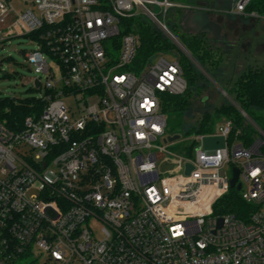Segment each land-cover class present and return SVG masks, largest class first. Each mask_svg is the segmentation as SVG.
I'll list each match as a JSON object with an SVG mask.
<instances>
[{"label": "built area", "instance_id": "built-area-1", "mask_svg": "<svg viewBox=\"0 0 264 264\" xmlns=\"http://www.w3.org/2000/svg\"><path fill=\"white\" fill-rule=\"evenodd\" d=\"M250 1L236 0L227 13L257 18L246 13ZM176 8L190 7L0 0V43L37 42L26 60L45 77L41 112L18 132L0 121V264L22 254L51 264H264V134L250 146L229 143L232 124L224 120L205 134L224 138V147L204 150L198 134L185 138L184 155L169 152L176 141L166 140L173 135L162 97L186 92L183 70L164 55L130 70L138 37L121 36V20L145 17L170 37L161 17ZM64 98H74L77 115ZM227 167L238 170L234 190L254 207L247 220L214 214L231 189Z\"/></svg>", "mask_w": 264, "mask_h": 264}, {"label": "trees", "instance_id": "trees-1", "mask_svg": "<svg viewBox=\"0 0 264 264\" xmlns=\"http://www.w3.org/2000/svg\"><path fill=\"white\" fill-rule=\"evenodd\" d=\"M202 3L212 2L201 0ZM181 9V10H191ZM199 8V7H198ZM194 10L193 12L199 9ZM206 7L200 9L205 10ZM246 13H254L257 18L264 19V0H251L246 7ZM175 36L201 67L208 64L207 41L202 34H179L174 25ZM177 31V32H176ZM133 33L138 37V47L130 70L135 72L157 56L169 55L173 52L179 54L178 62L183 70V76L187 82V90L183 95H163L161 110L166 117L169 135H181L189 137L191 132L196 134L211 133L215 126L222 121H230L232 134L229 143L238 140L244 146H250L257 137V131L264 134V65L260 67L247 68L228 89V99L216 107L208 106L201 102L196 106V96L205 88L207 79L186 57L176 45L160 31L154 24L142 16L122 19L120 35ZM119 41V39H118ZM208 59V60H207ZM214 63L210 61V66ZM45 104L42 100L21 101L14 99L0 98V121L11 132H18L23 126L26 116L33 112H41ZM200 116L194 123L190 122L195 115ZM222 120V121H220ZM261 154L264 155V144L261 147ZM254 209L250 204L245 203L240 194L229 189L228 193L214 205V214L225 213L235 214L242 220H247L249 213ZM28 254H22L14 260V264H24ZM26 264V263H25ZM28 264H35L34 261Z\"/></svg>", "mask_w": 264, "mask_h": 264}, {"label": "rangeland", "instance_id": "rangeland-1", "mask_svg": "<svg viewBox=\"0 0 264 264\" xmlns=\"http://www.w3.org/2000/svg\"><path fill=\"white\" fill-rule=\"evenodd\" d=\"M173 1L183 6L193 7L194 10L199 7V11L194 12L193 8L192 11L179 8L171 9L161 19L174 36L175 30L171 25L176 27L179 34L203 33L202 36L207 41V57L209 58L208 64L204 63L203 67L194 60L188 51L185 53L177 45L176 47L207 79L205 88L196 96V106L198 107L201 102H206L208 106L212 107L219 106L224 99L229 100L227 91L242 72L249 66L264 65V19L227 13L236 0H209L212 2L208 3H202L201 0ZM13 6L17 10L24 8V5L19 1H14ZM202 7H206V11L200 9ZM11 21L12 19L8 18L6 23L10 24ZM164 35L166 34L164 33ZM168 38L173 42L170 37ZM36 46L37 42H32L29 37L24 36L14 37L0 43V73L3 75L0 80V98L14 99L18 102L38 101L44 98L43 86L36 89L33 81L40 78L39 81L44 83L45 77L34 71L26 60V55L35 50ZM164 56L170 61L180 58L176 51ZM210 61L214 63L212 66H210ZM48 63L53 70L54 80L58 81L61 78L59 67L50 59ZM64 101L70 112L77 115L78 109L74 98H64ZM199 118L200 116L196 114L190 122L194 123ZM181 135L175 144L169 145L168 143L166 147L169 152L184 155V147L189 142L184 141L185 137ZM189 135L198 134L191 132ZM225 145L224 138L212 135H205L202 142L204 150H214ZM226 170L230 174L231 169L227 167ZM94 228L98 227L95 225ZM31 261H34L35 264H51L46 263L44 256H38V254L28 258L25 263L28 264Z\"/></svg>", "mask_w": 264, "mask_h": 264}, {"label": "water", "instance_id": "water-1", "mask_svg": "<svg viewBox=\"0 0 264 264\" xmlns=\"http://www.w3.org/2000/svg\"><path fill=\"white\" fill-rule=\"evenodd\" d=\"M170 37L173 39V41L175 42V44L179 48H181V50H183L185 53H187V50L183 47V45L176 38H174V36H172V34H171ZM33 84H34V87L36 89H38V87H39V80L38 79H34ZM166 140L169 141V142L177 141V140H179V135L168 136ZM186 167H187V170L190 169V166L189 165H186ZM231 172L232 173H231V178H230V182H229L230 183L229 184L230 185V188L231 189H236L237 191H239L240 188H241V186H240L239 183H237V180H238V170L236 168H233ZM186 173H187V171H186ZM221 222H222V220L219 219L218 220L219 225L221 224Z\"/></svg>", "mask_w": 264, "mask_h": 264}]
</instances>
